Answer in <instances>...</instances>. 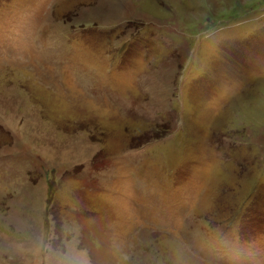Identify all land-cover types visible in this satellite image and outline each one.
<instances>
[{
  "label": "rangeland",
  "instance_id": "374dc122",
  "mask_svg": "<svg viewBox=\"0 0 264 264\" xmlns=\"http://www.w3.org/2000/svg\"><path fill=\"white\" fill-rule=\"evenodd\" d=\"M0 264H264V0H0Z\"/></svg>",
  "mask_w": 264,
  "mask_h": 264
}]
</instances>
